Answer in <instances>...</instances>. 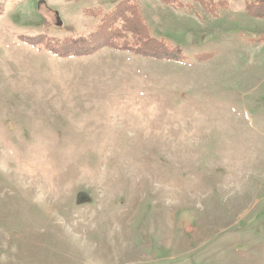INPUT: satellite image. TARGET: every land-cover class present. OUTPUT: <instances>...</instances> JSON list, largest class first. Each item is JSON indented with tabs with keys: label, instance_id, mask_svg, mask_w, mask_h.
I'll return each instance as SVG.
<instances>
[{
	"label": "rangeland",
	"instance_id": "rangeland-1",
	"mask_svg": "<svg viewBox=\"0 0 264 264\" xmlns=\"http://www.w3.org/2000/svg\"><path fill=\"white\" fill-rule=\"evenodd\" d=\"M121 1L0 0V264H264L255 1L134 0L182 60L48 43Z\"/></svg>",
	"mask_w": 264,
	"mask_h": 264
},
{
	"label": "trees",
	"instance_id": "trees-1",
	"mask_svg": "<svg viewBox=\"0 0 264 264\" xmlns=\"http://www.w3.org/2000/svg\"><path fill=\"white\" fill-rule=\"evenodd\" d=\"M196 1L202 2L205 11L214 13L207 0ZM254 1L246 5V11L251 17L264 19V0ZM161 2L166 5L180 3L179 0H161ZM130 39L133 41L130 42ZM48 43H52L51 46L54 49L67 48V50L60 49L66 51L67 55L84 56L96 51L104 44L154 59L182 60V56L178 57L180 55L174 54V51L165 43L152 38L142 18L140 7L134 0H123L118 3L111 12L103 16L98 28L87 37L55 40Z\"/></svg>",
	"mask_w": 264,
	"mask_h": 264
}]
</instances>
